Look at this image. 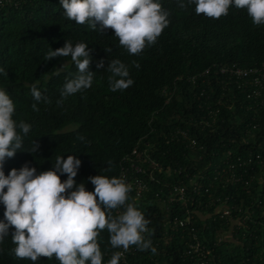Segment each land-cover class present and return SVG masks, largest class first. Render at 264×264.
<instances>
[{
    "label": "trees",
    "instance_id": "trees-1",
    "mask_svg": "<svg viewBox=\"0 0 264 264\" xmlns=\"http://www.w3.org/2000/svg\"><path fill=\"white\" fill-rule=\"evenodd\" d=\"M159 2L169 13V23L139 54H129L110 28L103 32L68 20L59 0H22L17 8L0 7V67L7 73L0 75V88L16 106L13 118L32 126L22 150L6 158L5 174L25 165L38 173L47 171L57 156L76 155L82 164L75 180L94 191L89 177H120L126 158L134 150L145 152L143 160L135 161L147 171L142 178L149 190L141 199L129 196L127 203L150 222L145 238L156 252L138 250L133 261L189 264L185 252L194 228L211 250V264H264V88L260 99L253 98L250 79L239 81L221 73L222 68L264 66V25H253L246 9L230 6L227 15L209 18L197 15L193 4L181 8L177 0ZM66 41L88 45L94 80L91 88L62 99L61 89L77 75V68L70 57L48 61L44 57ZM101 59L104 68L97 67ZM114 59L127 66L134 81L122 91L109 86L107 66ZM33 85L47 102L34 101ZM178 131L186 132L194 147ZM228 152L233 161L254 159L250 193L244 185L224 189L214 181ZM200 176L206 177L205 188L213 185L208 193L193 196L187 206L168 203L169 189ZM60 178L63 182L67 176ZM224 205L240 208L241 213L234 210L232 220L222 219L216 209ZM4 212L0 204V219ZM188 212L192 221L188 228L170 232L168 222L185 220ZM237 219H245V226L236 232ZM232 230L233 238L225 239ZM13 232L10 227L0 243V264H33L14 255ZM98 240L106 264L120 249L111 247L107 230ZM35 264L59 261L41 256Z\"/></svg>",
    "mask_w": 264,
    "mask_h": 264
},
{
    "label": "clouds",
    "instance_id": "clouds-1",
    "mask_svg": "<svg viewBox=\"0 0 264 264\" xmlns=\"http://www.w3.org/2000/svg\"><path fill=\"white\" fill-rule=\"evenodd\" d=\"M64 16L77 24H87L91 29H112L119 44L129 54H139L146 46L157 41L167 27L169 13L159 0H59ZM178 6L195 5V13L209 18L227 15L230 6L246 9L253 25H264V0H177ZM99 25V28H97ZM91 50L85 43L50 49L44 59L70 57L77 75L65 82L61 98L89 89L94 72L90 70ZM98 68H104L101 59ZM109 86L112 91L125 90L134 81L127 66L119 59L108 63ZM0 75H7L0 67ZM36 102H47L38 88L31 87ZM61 101H58L60 103ZM15 104L4 88H0V204L5 208L0 219V243L14 227L12 243L14 255L33 262L44 256L59 264H103L98 237L107 230L113 249L127 252L131 246L139 251L156 252L151 241L144 237L150 223L144 214L129 200L131 191L123 178L96 175L89 177L94 191L75 177L82 161L76 155L57 156L52 168L37 172L35 167L12 169L6 175V158L22 150L23 142L31 131V124L15 120ZM37 110V105H32ZM79 139L83 140V137ZM33 144L31 151H35ZM61 175L67 179L61 181ZM6 189V191H5ZM123 208V212L113 214ZM123 252L116 251L106 264H119Z\"/></svg>",
    "mask_w": 264,
    "mask_h": 264
},
{
    "label": "built area",
    "instance_id": "built-area-1",
    "mask_svg": "<svg viewBox=\"0 0 264 264\" xmlns=\"http://www.w3.org/2000/svg\"><path fill=\"white\" fill-rule=\"evenodd\" d=\"M22 0H0L1 8H17ZM222 74H229L231 77L236 78L239 81H246L250 79V83L254 86V91L251 94V97L260 99L262 96V90L264 88V66L258 69H236V68H222ZM255 128V127H254ZM177 135L181 136L184 139H189L191 144L194 147L195 141L190 140L188 134L184 131H178ZM145 152L139 153L138 150H134L132 155L126 158V165L121 169L120 178H123L127 184L130 185L131 191L128 193V196H133L136 200L141 199L143 195L148 192L149 188L146 183V180L142 176L146 175L147 171L144 167L135 161V158L144 159ZM232 153L228 152L226 155L227 160L223 163V167H219L215 170L214 181L221 188L234 187L237 185H244L247 187V193H250V185L255 179L253 175V163L254 159L249 157L248 160H243L241 157H238L235 161L231 160ZM145 160L147 158L145 157ZM256 160H260L259 156H256ZM149 165L154 167L155 170H162V168L156 164L154 161H147ZM151 179L154 180V178ZM206 179L205 176L189 178L188 184H181L174 186L169 189V199L167 200L169 204H181L187 206L188 201L193 196H201L204 192L208 193L209 188H213V185H209L208 188H205L202 181ZM192 193L190 197L189 193ZM220 201V199H218ZM228 201V198H225L224 204ZM236 210L238 214L241 213V209H234V207H228L226 205L219 206L216 209V214L219 215L222 219H231L232 212ZM121 213V211H119ZM192 223L191 216H188L185 220H179L175 218L168 222V227L170 232L177 233L180 229L188 228ZM261 224V223H259ZM236 232L245 226V219H237L235 222ZM148 229V228H147ZM234 230L229 232L225 239L231 240L233 238ZM190 232L193 234L192 239L188 242L185 252V260L189 261V264H211V250L204 245V243L199 240L196 235L194 228L190 229ZM149 233V229L143 234L144 237ZM223 239L218 240L220 242ZM123 252L122 249H120ZM138 249L135 246H131L127 252H123V255L119 261V264H138L133 261V257L137 254Z\"/></svg>",
    "mask_w": 264,
    "mask_h": 264
}]
</instances>
